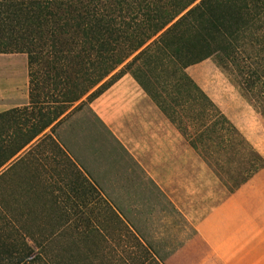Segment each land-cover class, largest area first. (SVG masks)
<instances>
[{
  "label": "trees",
  "instance_id": "trees-1",
  "mask_svg": "<svg viewBox=\"0 0 264 264\" xmlns=\"http://www.w3.org/2000/svg\"><path fill=\"white\" fill-rule=\"evenodd\" d=\"M13 54L26 57L28 101L0 112V264H80L64 230L94 187L45 131L124 75L143 88L173 63L210 59L240 88L264 87V0H0V55ZM90 225L78 243L102 234V264H161L103 195L102 230Z\"/></svg>",
  "mask_w": 264,
  "mask_h": 264
},
{
  "label": "rangeland",
  "instance_id": "rangeland-1",
  "mask_svg": "<svg viewBox=\"0 0 264 264\" xmlns=\"http://www.w3.org/2000/svg\"><path fill=\"white\" fill-rule=\"evenodd\" d=\"M248 49L239 56H254ZM230 70L210 59L184 70L173 63L149 83L157 108L132 129L154 125L157 138L167 136L170 157H145L140 165L101 122L97 99H82L45 131L94 187L90 206L71 216L64 230L62 244L74 260L102 264V234L93 233L84 246L78 236L85 219L102 230L103 195L161 264H264V87L246 91ZM10 80V97L0 98V106L26 105L25 55L0 58V85ZM146 165L156 169L146 172ZM36 173L47 176L49 168ZM7 180L9 195L19 180ZM43 215L37 212L46 224ZM124 230L109 231L120 236Z\"/></svg>",
  "mask_w": 264,
  "mask_h": 264
},
{
  "label": "crops",
  "instance_id": "crops-1",
  "mask_svg": "<svg viewBox=\"0 0 264 264\" xmlns=\"http://www.w3.org/2000/svg\"><path fill=\"white\" fill-rule=\"evenodd\" d=\"M6 57L7 55H0V58ZM15 78H18V73H16ZM13 84V81L10 80L0 85V98L4 99L10 97ZM97 101H100V105H102L98 110V116L101 122L108 129L112 130L116 140L132 157L138 160L140 165L145 157H170V153L167 152V150L170 151L171 148L170 146L169 148L165 147V139L167 136L162 135L161 138H157L159 135H156L154 125L147 124L145 127L143 125L142 128L136 130V132L135 129H132L139 118L142 120V116L148 117V115H153L157 108L155 105V92L153 89L149 88V84L142 88L130 75L126 74L99 96L94 102V105H96ZM12 108L14 107L0 106V112ZM140 125H142V123ZM127 126H129L130 129ZM130 131L131 133L129 134ZM167 135L169 136V134ZM165 151L167 153H165ZM146 166H148L146 167L147 169L144 168L146 172L156 169L151 167L152 164L151 166Z\"/></svg>",
  "mask_w": 264,
  "mask_h": 264
}]
</instances>
